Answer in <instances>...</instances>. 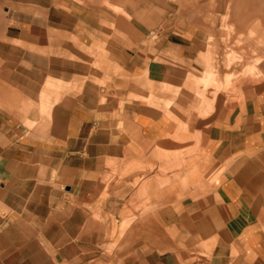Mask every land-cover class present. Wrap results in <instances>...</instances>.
<instances>
[{
  "label": "crops",
  "instance_id": "0c3cea01",
  "mask_svg": "<svg viewBox=\"0 0 264 264\" xmlns=\"http://www.w3.org/2000/svg\"><path fill=\"white\" fill-rule=\"evenodd\" d=\"M136 1L6 12L0 45L22 58H0V264H264V81L242 103L197 86L217 0L192 3L182 24L111 16L137 14ZM227 1L230 26L257 21L264 38V0ZM154 29L174 60L141 48Z\"/></svg>",
  "mask_w": 264,
  "mask_h": 264
},
{
  "label": "rangeland",
  "instance_id": "374dc122",
  "mask_svg": "<svg viewBox=\"0 0 264 264\" xmlns=\"http://www.w3.org/2000/svg\"><path fill=\"white\" fill-rule=\"evenodd\" d=\"M211 1L212 0H153V13L149 14L146 13V0H137L135 4L138 9L137 14H127L122 12V9L113 7L111 9L115 13L111 16L128 25L133 22L145 24L147 17L153 18L154 26L161 24L162 20H168L169 22L175 21L182 24L183 22L192 20L190 18L195 16L190 12L193 10L191 6L192 3H194L195 6L201 2L206 3ZM22 2L32 3L33 0H0V39L4 32L2 28L7 20L6 12L10 9H18V5ZM217 5L219 6L218 15H203L208 23H212L213 26L217 24L218 44L211 45V41L213 42V40H208L209 44L205 47L207 52L206 55H208V78L198 82L197 86H202L204 90L208 87H213V98L217 92L228 89L232 90L233 101L235 103H242L247 97V95L242 93V87L249 85L250 88H252L254 85L264 81V38L259 36L257 21L249 24V27L244 30L233 29L230 26L231 21L226 11L228 1L217 0ZM157 33L156 29H154L153 32H149L141 48L149 54H152V58L155 61L163 62L165 60L164 55H169L170 60H174L175 58L172 54L163 53L161 47L157 45ZM0 58L6 61L18 60L22 58V54L19 51H13L7 46L0 45ZM1 59L0 69L3 68ZM222 70L225 72L229 70L230 73H233L231 76L224 75L223 83H221V78L216 76L217 72ZM211 71H214V73L212 74ZM44 86L43 92L39 95V101L49 102L50 94L48 92L52 85L49 81H46ZM54 89L61 90L60 83H58V86L54 87ZM46 91L47 93H45ZM177 93V89L171 90L173 96ZM195 94L197 98L202 101L200 107L203 106L204 103L207 102V100L204 99V91H196ZM55 100H60V93L57 98L54 95V101ZM201 110L203 111V108H201ZM201 110H199V114ZM207 111H209V109ZM39 113L42 117L46 115L45 110H40ZM33 127L34 123L27 121L26 128L33 129ZM112 235L113 231L111 232V236L106 239L107 243L103 245V247H107V251H111L113 247L119 244L121 239L114 238Z\"/></svg>",
  "mask_w": 264,
  "mask_h": 264
}]
</instances>
